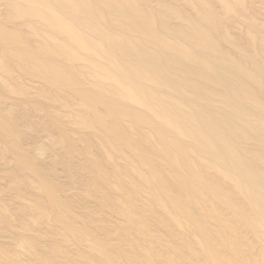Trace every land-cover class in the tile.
Listing matches in <instances>:
<instances>
[{"label": "bare ground", "instance_id": "6f19581e", "mask_svg": "<svg viewBox=\"0 0 264 264\" xmlns=\"http://www.w3.org/2000/svg\"><path fill=\"white\" fill-rule=\"evenodd\" d=\"M0 264H264V0H0Z\"/></svg>", "mask_w": 264, "mask_h": 264}]
</instances>
